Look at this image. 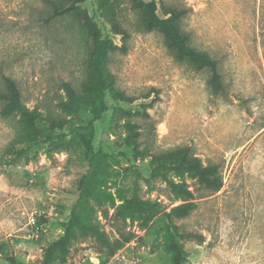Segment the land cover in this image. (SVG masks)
Listing matches in <instances>:
<instances>
[{
	"label": "rangeland",
	"instance_id": "1",
	"mask_svg": "<svg viewBox=\"0 0 264 264\" xmlns=\"http://www.w3.org/2000/svg\"><path fill=\"white\" fill-rule=\"evenodd\" d=\"M155 1L161 16L170 8L183 12L181 32L216 60L223 90L214 93L208 69L179 61L160 32L146 31L133 0L79 5L98 37L120 46L114 23L129 33L126 51L109 53L114 90L92 133L95 151L105 155L82 214L122 246L109 257L94 236L78 235L67 261L57 264H170L167 214L185 201L169 181L184 182L194 195L188 216L171 217L180 231L203 237L182 241L188 264H264V0ZM51 12L45 0H0V90L1 74L10 76L23 102L41 114L38 135L27 139L17 115H0V264L42 263L89 168L76 133L86 131L91 116L61 104L70 101L65 82L87 99L82 86L94 44L73 17ZM48 133L63 136L47 141ZM176 148L216 165L221 189L204 188L189 172L154 175L152 155ZM135 190L154 213L118 215Z\"/></svg>",
	"mask_w": 264,
	"mask_h": 264
},
{
	"label": "trees",
	"instance_id": "2",
	"mask_svg": "<svg viewBox=\"0 0 264 264\" xmlns=\"http://www.w3.org/2000/svg\"><path fill=\"white\" fill-rule=\"evenodd\" d=\"M50 4L52 18L70 16L73 17L87 33V42L94 44L93 53L89 60V78L83 83V92L87 94L84 98L69 82L63 86L70 98V101L63 102L61 108L65 111L87 110L91 116L86 126V131L77 132L80 142L84 146L85 156L89 160V168L81 177L79 184V194L72 206L70 216L63 225L62 235L53 241L46 250L41 264H57V261L65 263L69 255V246L73 239L79 236L92 235L104 248L109 257H113L116 251L121 248L120 239L111 240L108 235L97 225L87 223L82 219V214L89 207L91 198L95 195L96 184L99 181L98 162L105 153L95 151L92 143V133L95 120L102 117L108 110L107 94L114 90V78L108 68L109 53L115 49L126 51L129 33L114 23L118 34L121 36V45H115L109 37H98V27L90 18L88 12L79 5L84 0H45ZM134 7L140 11L141 23L146 31H158L164 38L166 45L171 50L176 59L186 61L198 70L208 69L211 77L208 84L216 94L223 90L221 76L218 71L216 60L208 54L197 50L188 43V36L181 32L178 21L183 12L178 9L170 8L165 10V15L158 13V6L155 0L143 1L133 0ZM3 84L0 90V115L2 117L18 116L19 134L22 138H30L38 135V121L41 119L40 111L37 107L30 108L22 100L21 91L15 79L1 74ZM63 134L48 133L46 140L62 137ZM18 154H23V149H17ZM98 161V162H97ZM152 165L154 175H163L169 171H174L181 175L189 172L191 176L206 189L219 191L223 185L222 178L218 174L216 165H203L198 157L192 156L189 148H176L166 152L152 155ZM171 191L185 202L175 206L167 214L169 219L168 227L173 233V237L165 244L166 251L170 254V264H188V252L184 248V239H198L203 241L202 235L194 232L180 231L179 226L172 223L171 217H186L194 208L193 192L184 182L169 181ZM154 205L141 199L137 190L117 211L118 215L132 214H153ZM41 220V219H40ZM38 224H41V221ZM127 237L126 240H129ZM15 263L13 258H10ZM113 264L116 261L113 260Z\"/></svg>",
	"mask_w": 264,
	"mask_h": 264
}]
</instances>
